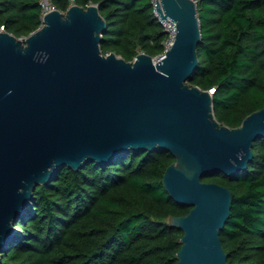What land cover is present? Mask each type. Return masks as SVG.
Listing matches in <instances>:
<instances>
[{
    "label": "water",
    "instance_id": "water-1",
    "mask_svg": "<svg viewBox=\"0 0 264 264\" xmlns=\"http://www.w3.org/2000/svg\"><path fill=\"white\" fill-rule=\"evenodd\" d=\"M156 8L177 24L173 45L157 60L103 54L107 23L96 4L49 12L27 37L0 31V252L35 188L58 169L159 147L177 159L164 173L166 191L191 206L170 219L184 231L176 264H229L220 231L232 191L201 179L248 167L254 140L264 138V108L239 127L222 125L209 91L189 84L202 38L196 3L159 0Z\"/></svg>",
    "mask_w": 264,
    "mask_h": 264
},
{
    "label": "trees",
    "instance_id": "trees-1",
    "mask_svg": "<svg viewBox=\"0 0 264 264\" xmlns=\"http://www.w3.org/2000/svg\"><path fill=\"white\" fill-rule=\"evenodd\" d=\"M99 7L107 23L100 48L127 61L164 51L168 33L152 0H74ZM66 11L71 0H52ZM201 42L191 86L214 89L216 119L231 128L264 108V0H198ZM40 0H0V29L17 38L41 27ZM234 175L206 173L203 182L228 187L233 199L220 231L229 264H264V138ZM177 161L167 149L131 150L112 162L64 166L35 188L0 264H176L184 231L171 217L191 206L175 201L163 177Z\"/></svg>",
    "mask_w": 264,
    "mask_h": 264
},
{
    "label": "built area",
    "instance_id": "built-area-1",
    "mask_svg": "<svg viewBox=\"0 0 264 264\" xmlns=\"http://www.w3.org/2000/svg\"><path fill=\"white\" fill-rule=\"evenodd\" d=\"M157 1L159 0H152L153 6H154V14L155 17L157 18L158 22L163 26L164 30L166 33H168V39L165 41L164 43V51L163 53H161L160 55H158L157 57L154 58V60H157L159 58H162L164 56V54L171 48V46L173 45V42L175 40L176 34H177V24L174 20H172L171 18H167L168 20H165L161 17V15L159 14V12L157 11L156 5H157ZM196 5L198 4V0H193ZM40 5L42 7V24L41 26L44 24V17L52 11L58 10L55 5L52 3V0H40ZM76 5V3L74 2V0H71V5ZM61 12H66V11H61ZM0 31H4V28H1ZM214 89H210L209 93L211 95L214 94L213 92Z\"/></svg>",
    "mask_w": 264,
    "mask_h": 264
},
{
    "label": "rangeland",
    "instance_id": "rangeland-1",
    "mask_svg": "<svg viewBox=\"0 0 264 264\" xmlns=\"http://www.w3.org/2000/svg\"><path fill=\"white\" fill-rule=\"evenodd\" d=\"M140 53H142V52H140ZM135 58V57H134Z\"/></svg>",
    "mask_w": 264,
    "mask_h": 264
}]
</instances>
